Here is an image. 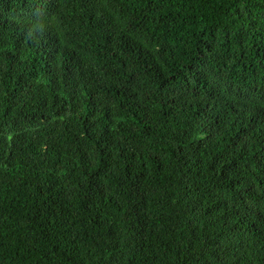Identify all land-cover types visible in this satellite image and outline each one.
Returning <instances> with one entry per match:
<instances>
[{"label": "trees", "instance_id": "obj_1", "mask_svg": "<svg viewBox=\"0 0 264 264\" xmlns=\"http://www.w3.org/2000/svg\"><path fill=\"white\" fill-rule=\"evenodd\" d=\"M0 264H264V0H0Z\"/></svg>", "mask_w": 264, "mask_h": 264}]
</instances>
